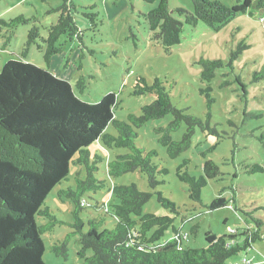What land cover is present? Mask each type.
<instances>
[{
    "label": "trees",
    "instance_id": "16d2710c",
    "mask_svg": "<svg viewBox=\"0 0 264 264\" xmlns=\"http://www.w3.org/2000/svg\"><path fill=\"white\" fill-rule=\"evenodd\" d=\"M192 2V12L185 9L176 11L184 18V23L174 17L168 0H161L157 8L144 14L154 38L167 52L181 43L184 24L196 27L202 22L221 31L237 14L252 7L264 8V0L238 1L234 6L219 0ZM54 12L59 14L58 20L49 27L47 38L41 37L36 27L29 31L24 59L32 45L42 41L47 45L45 61L50 64L52 56L62 50L57 47L62 36L81 39L82 32L75 19V14L80 11L74 0H63ZM83 14L88 18L96 17L87 12ZM28 22L19 17L9 23L0 21V24L15 29L17 25ZM248 48L243 44V50L232 53L228 64L205 58L198 61L203 68L201 81L206 84L200 90L207 102L205 120L175 107L170 91L159 78L152 84L144 77L138 78L134 95L155 94L156 99L144 106L140 115L130 114L128 121L123 122L115 117L119 106L116 93L107 94L97 104H89L80 99L69 82L57 78L49 70L25 60L7 63L0 73V264H46L42 237L59 223L46 206V201L54 188L69 181L72 164L81 165L86 178H77L76 187L61 190L59 194L73 203L75 222L71 226L75 229L73 235H80L78 256L84 260L83 264H229L233 257L247 252L254 243L264 242V221L250 213L255 226L248 225L242 233L235 231L218 236L208 232L205 235L206 248L185 247V240L181 237L183 233L174 227L175 217L144 215V207L153 193L139 190L134 183L112 186L99 180L96 174L102 158L95 156L92 159L89 149L99 140L106 148L127 149L128 154L108 162V176L119 178L140 171L147 175L150 188L156 190L164 184L158 177L168 175V170L160 169L154 163L153 159L158 155L156 151L147 152L138 145L137 130L171 115L173 120L166 127L155 130L159 135L158 143L169 159H176L190 150L197 131L217 133L211 126L212 109L216 103L211 84L218 70L229 67L233 72L235 61ZM38 50L43 52V47L38 45ZM262 79L264 68L261 73L254 74L253 82ZM234 81L246 102L247 85L240 76H236ZM228 85L230 82H223L222 87ZM77 87L83 93L86 89L84 78L78 80ZM110 125L116 129V136L106 133ZM183 126H186L183 138L175 141L173 133L179 132ZM207 155L203 154L204 157ZM189 164L187 159L177 167V177L189 186L190 199L200 204L208 181L219 178L222 173L214 161L208 160L203 167L204 175L192 176L188 173ZM251 172L263 173L264 169L255 165ZM101 190H108L113 199L108 205L95 204V209L101 214L89 219V229L84 232L86 224L81 213L91 205L86 196ZM159 203L175 216L180 215L176 204L164 198L162 193H159ZM228 205L230 200L219 197L209 209L214 211ZM37 217L48 219V225L39 226ZM109 222H114V225L110 226ZM171 228L174 232L172 238L164 241ZM198 228L195 226L191 234H196ZM71 237L72 234L68 235L62 244L52 247L58 257L68 258ZM88 251L93 255L88 257Z\"/></svg>",
    "mask_w": 264,
    "mask_h": 264
},
{
    "label": "rangeland",
    "instance_id": "374dc122",
    "mask_svg": "<svg viewBox=\"0 0 264 264\" xmlns=\"http://www.w3.org/2000/svg\"><path fill=\"white\" fill-rule=\"evenodd\" d=\"M161 0H74L80 13L75 14L76 23L81 33L78 37L62 36L57 47L61 52L52 56L50 64L45 61L44 50L47 45L38 41L32 45L26 58H23L29 31L36 27L40 36L47 38L48 29L56 24L59 14L54 12L63 0H0V21L10 22L19 17L28 20V24H19L14 29L0 24V73L11 61L25 60L38 67L49 70L54 76L69 82L80 99L89 104L99 103L107 94L116 93L119 106L116 119L128 121L130 114L140 115L144 106L153 103L155 94L134 95L138 78L144 77L149 84L159 78L171 93L172 103L187 113L206 119L208 112L206 99L200 90L206 86L201 81V58L221 60L228 64L232 53L243 50V44L249 46L234 63L235 70L229 67L216 72L211 87L216 103L212 109L211 126L217 133L197 131L192 147L176 159H169L165 149L158 143L157 128L166 127L172 120L171 115L162 120L152 121L137 130V143L147 152L156 151L154 163L160 169L168 170V175L158 179L164 184L156 190L149 186L147 175L140 171L127 173L119 178H110L107 173L108 162L117 156L128 154L127 149L106 148L99 140L90 146L92 159L102 158L98 163L96 177L114 185L138 186V189L153 193L150 202L144 207V215L154 214L160 217H175L174 227L183 234H191L199 226L196 234H191L184 246L191 249L207 247L205 235L212 232L218 236L242 233L248 225L255 226L249 214L264 221V172H251L255 165L264 169V79L253 82L255 73L264 68V8H250L245 13L237 14L221 31H216L200 22L196 27L184 24L181 43L169 52L154 38L144 14L159 6ZM174 17L184 23L177 9L192 12V0H168ZM234 6L238 1L219 0ZM256 1V0H254ZM83 12L95 14L88 18ZM10 38V39H9ZM43 47V52L38 50ZM240 76L247 85V101L235 77ZM85 79L86 89L80 93L77 82ZM230 85L222 87L223 82ZM186 131L183 126L173 133L175 141H180ZM106 133L117 135L110 125ZM213 149V150H212ZM212 150V152H210ZM204 153H208L206 157ZM189 160L188 173L199 177L204 175L206 161H214L222 176L208 181L203 190V203H194L190 199L189 186L177 177V167ZM85 180L86 171L79 164H72L69 181H64L51 192L46 206L53 212L59 223L42 239L45 245L44 262L46 264H83L79 258L81 250L80 235H73L75 222L73 203L61 196V190L76 187V179ZM159 193L175 203L180 215L175 216L170 209L159 203ZM225 197L230 205L218 210H210L211 203ZM86 199L90 208L82 211L81 218L89 229V219L100 215L95 204H110L113 195L108 190L89 193ZM104 212V211H103ZM102 212V213H103ZM49 220L37 217L39 226L48 225ZM110 226L114 222H109ZM112 224V225H111ZM68 245V258L58 257L52 247L71 235ZM171 228L164 241L172 238ZM93 255L92 251L87 256ZM246 258L254 259V264H264V242H256L247 252L233 257L229 264H243Z\"/></svg>",
    "mask_w": 264,
    "mask_h": 264
},
{
    "label": "built area",
    "instance_id": "2783aa9c",
    "mask_svg": "<svg viewBox=\"0 0 264 264\" xmlns=\"http://www.w3.org/2000/svg\"><path fill=\"white\" fill-rule=\"evenodd\" d=\"M261 22H264V20L262 19ZM232 233H234V232H232ZM181 237H182L183 240H189L188 239L189 238V234H182ZM244 264H254V263H252V261H250V260H245Z\"/></svg>",
    "mask_w": 264,
    "mask_h": 264
},
{
    "label": "crops",
    "instance_id": "0c3cea01",
    "mask_svg": "<svg viewBox=\"0 0 264 264\" xmlns=\"http://www.w3.org/2000/svg\"><path fill=\"white\" fill-rule=\"evenodd\" d=\"M246 259H247V260H250V261H252V262L254 263V259H251V258H250V259H249V258H246Z\"/></svg>",
    "mask_w": 264,
    "mask_h": 264
}]
</instances>
